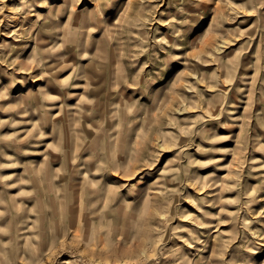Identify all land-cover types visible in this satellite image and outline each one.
I'll return each mask as SVG.
<instances>
[{
	"label": "rangeland",
	"instance_id": "1",
	"mask_svg": "<svg viewBox=\"0 0 264 264\" xmlns=\"http://www.w3.org/2000/svg\"><path fill=\"white\" fill-rule=\"evenodd\" d=\"M0 264H264V0H0Z\"/></svg>",
	"mask_w": 264,
	"mask_h": 264
},
{
	"label": "bare ground",
	"instance_id": "2",
	"mask_svg": "<svg viewBox=\"0 0 264 264\" xmlns=\"http://www.w3.org/2000/svg\"><path fill=\"white\" fill-rule=\"evenodd\" d=\"M129 7L131 8V4L129 5ZM118 18H119V16L117 17V19ZM205 43H206V41L203 42V44L201 45V48H203V49L205 48V45H206Z\"/></svg>",
	"mask_w": 264,
	"mask_h": 264
}]
</instances>
